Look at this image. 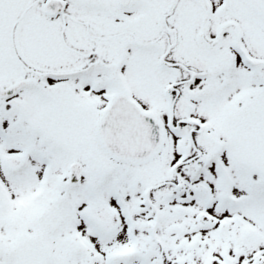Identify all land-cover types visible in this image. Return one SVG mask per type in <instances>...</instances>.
I'll return each mask as SVG.
<instances>
[{"label":"snow or ice","instance_id":"snow-or-ice-1","mask_svg":"<svg viewBox=\"0 0 264 264\" xmlns=\"http://www.w3.org/2000/svg\"><path fill=\"white\" fill-rule=\"evenodd\" d=\"M0 264H264V0H0Z\"/></svg>","mask_w":264,"mask_h":264}]
</instances>
